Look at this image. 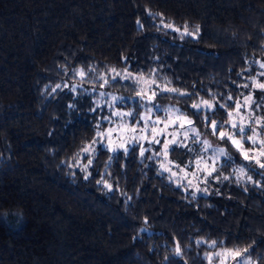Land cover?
<instances>
[{
    "label": "trees",
    "instance_id": "trees-1",
    "mask_svg": "<svg viewBox=\"0 0 264 264\" xmlns=\"http://www.w3.org/2000/svg\"><path fill=\"white\" fill-rule=\"evenodd\" d=\"M261 63L264 0H0V264H264Z\"/></svg>",
    "mask_w": 264,
    "mask_h": 264
},
{
    "label": "rangeland",
    "instance_id": "rangeland-1",
    "mask_svg": "<svg viewBox=\"0 0 264 264\" xmlns=\"http://www.w3.org/2000/svg\"><path fill=\"white\" fill-rule=\"evenodd\" d=\"M259 84H264V75L263 80H260L258 77L255 78L249 95L244 97L242 102L238 105L233 116V125L239 124L241 127L246 128L252 122L257 124L264 123V109L262 108V105H264V94L260 95V97L256 95V90H260L264 93V88L258 87ZM258 134L259 132L253 133L251 135V140L255 143L262 144V147L255 148L252 154L255 153V159L262 164L264 163V138H260ZM235 141L239 143L240 140L237 138ZM205 151V153H209V157L208 155L205 157H197L193 170L188 168H183L181 170V174L189 188L198 190V185L201 181L200 175L211 172V165L214 164L223 153L221 152V149L208 144L205 146ZM244 153H246L245 150ZM236 253H239V255H236ZM211 264H257V262L249 257L246 258L241 252H234L233 250H217L213 254Z\"/></svg>",
    "mask_w": 264,
    "mask_h": 264
},
{
    "label": "snow or ice",
    "instance_id": "snow-or-ice-1",
    "mask_svg": "<svg viewBox=\"0 0 264 264\" xmlns=\"http://www.w3.org/2000/svg\"><path fill=\"white\" fill-rule=\"evenodd\" d=\"M138 23H139V22H138ZM260 67H261V68H264V63H261ZM81 75H83V73H81ZM262 75H264V73H262ZM56 87L59 88L60 85H57ZM258 87H260V88H264V84H259ZM54 90H55V89H53V91H54ZM204 104L207 105V104H208V101H204ZM192 107H193V108H198L199 106L196 105V104H193ZM115 114H116V115H119V113H115ZM129 115H130V113H129ZM189 123H191V122H189ZM211 125H212V129H213V133H215V132L219 129V127H220V125H219L217 122H215V121H212V122H211ZM232 127H233V128H237V134H238V135H239V134H244V133L246 132V129H245L244 127L237 126V125H232ZM247 130L250 131L251 129H247ZM104 135H105V133H102V132H98V133H97V136H104ZM225 135H226V133H224V132H220V138H221V139H224V138H225ZM228 138L231 139V137H228ZM249 139H251V137H249ZM92 143H93V144H101V146H103L102 143H101V141H99V140H94ZM204 143L207 144L208 142H207V141H204ZM233 143H236V141L233 140ZM90 147H91V146H88V147L83 148V149H82V152H84L85 154H87V152L90 150ZM221 152H223V150H221ZM245 158L247 159V157H245ZM91 162H92V161L89 160V164H91ZM86 167H87V165L85 166V168H86ZM260 167H261V168H264V163L260 164ZM249 179H251V177H249ZM109 187H110V186H109ZM177 251L179 252V249H177ZM245 251H247V249H245ZM236 255H239V253H236Z\"/></svg>",
    "mask_w": 264,
    "mask_h": 264
}]
</instances>
